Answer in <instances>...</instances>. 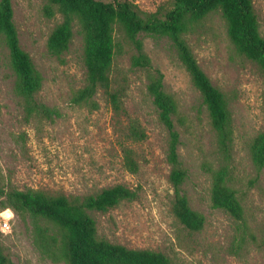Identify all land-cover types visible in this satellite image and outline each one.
Here are the masks:
<instances>
[{"label":"rangeland","instance_id":"1","mask_svg":"<svg viewBox=\"0 0 264 264\" xmlns=\"http://www.w3.org/2000/svg\"><path fill=\"white\" fill-rule=\"evenodd\" d=\"M109 1V0H103ZM142 17H164L172 0H130ZM21 48L42 76L36 98L58 111L53 120L28 117L15 91L16 76L8 49L0 40V247L11 264L52 262L37 250L34 217L18 215L6 202L13 190H41L50 195L88 194L115 184L137 190L134 200L107 211H89L97 235L128 248L166 254L171 264H264V166L250 155L254 136L264 131V73L239 53L217 11L184 34L199 66L227 99L232 142L220 151L203 98L182 64L171 38L140 32L136 42L115 28L112 66L114 86L122 89L123 112L116 113L101 91L96 107L76 104L74 92L85 82L83 44L78 31L66 51L52 54L47 38L61 21L44 14L46 0H11ZM264 35V0H253ZM140 53L148 64L135 63ZM162 74L163 90L176 103L172 116L179 135L178 153L186 176L181 190L189 206L204 218L200 230L184 227L172 212L174 190L166 158L169 133L148 91L149 75ZM131 123L145 132L142 140L127 135ZM131 157L133 167L127 162ZM226 168L243 218L235 219L211 204V172ZM10 229H1L9 216Z\"/></svg>","mask_w":264,"mask_h":264},{"label":"trees","instance_id":"2","mask_svg":"<svg viewBox=\"0 0 264 264\" xmlns=\"http://www.w3.org/2000/svg\"><path fill=\"white\" fill-rule=\"evenodd\" d=\"M46 1L44 14L52 17L59 13L61 16V21L48 35V50L56 55L66 51L74 29L82 39L85 82L74 92V103L96 107L94 96L101 91L114 112H123V91L114 86L112 77L117 49L115 28L118 27L125 37L136 42L139 50V41L136 40L138 33H163L173 41L182 64L203 98L220 151L228 154L232 127L227 99L199 66L184 34L192 30L199 20L217 11L225 20L229 39L239 53L256 63L264 73V35L260 32L253 0H172V7L164 17L153 13L142 17L137 6L130 0ZM13 16L11 0H0V40L9 52L16 76L15 91L24 101L26 116L53 120L58 111L36 98L42 86V76L29 54L20 46ZM135 63L146 65L148 59L140 53L135 57ZM147 88L157 108L159 120L169 133L166 158L171 165L169 181L174 190L172 212L187 229L200 230L204 218L189 206L181 190L186 172L181 167L179 135L172 119L176 112L175 100L163 90L162 74L159 71L149 75ZM127 135L134 140L146 137L144 130L136 123L128 126ZM250 155L252 163L261 169L264 166V131L252 139ZM127 162L131 167L134 166L130 155L127 156ZM211 176L212 206L222 209L235 219H242V205L236 191L227 183L228 170L219 168L212 171ZM136 197V189L119 183L83 195H50L41 190H13L8 193L6 204L18 215L24 212L32 214L34 244L39 253L52 262L171 264L170 258L161 251L128 248L98 237L95 219L89 211H107L120 201L134 200ZM0 264H11L1 247Z\"/></svg>","mask_w":264,"mask_h":264},{"label":"built area","instance_id":"3","mask_svg":"<svg viewBox=\"0 0 264 264\" xmlns=\"http://www.w3.org/2000/svg\"><path fill=\"white\" fill-rule=\"evenodd\" d=\"M7 211L10 212L9 216H7L5 219H3V220L1 221V229H3V230L10 229V224H9V222H10V218H11V216H12V212H11L10 210H7Z\"/></svg>","mask_w":264,"mask_h":264}]
</instances>
